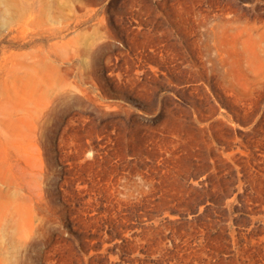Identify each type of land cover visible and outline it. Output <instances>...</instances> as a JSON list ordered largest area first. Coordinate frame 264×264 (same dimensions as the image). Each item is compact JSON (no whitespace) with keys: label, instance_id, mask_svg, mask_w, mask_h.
<instances>
[{"label":"rangeland","instance_id":"rangeland-1","mask_svg":"<svg viewBox=\"0 0 264 264\" xmlns=\"http://www.w3.org/2000/svg\"><path fill=\"white\" fill-rule=\"evenodd\" d=\"M0 264H264V0H0Z\"/></svg>","mask_w":264,"mask_h":264}]
</instances>
